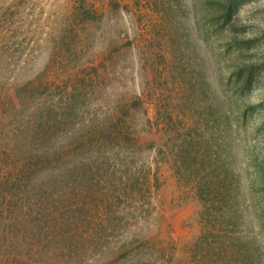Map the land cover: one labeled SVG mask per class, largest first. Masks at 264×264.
Here are the masks:
<instances>
[{"label": "rangeland", "instance_id": "rangeland-1", "mask_svg": "<svg viewBox=\"0 0 264 264\" xmlns=\"http://www.w3.org/2000/svg\"><path fill=\"white\" fill-rule=\"evenodd\" d=\"M0 264H264V0H0Z\"/></svg>", "mask_w": 264, "mask_h": 264}]
</instances>
